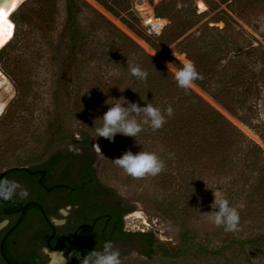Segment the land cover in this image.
<instances>
[{"label":"rangeland","instance_id":"374dc122","mask_svg":"<svg viewBox=\"0 0 264 264\" xmlns=\"http://www.w3.org/2000/svg\"><path fill=\"white\" fill-rule=\"evenodd\" d=\"M79 1L80 34L72 50L63 32L64 0H23L9 17L11 38L0 49V175L10 168H30L45 161L54 149L49 143L58 127L67 135L59 144L69 150L71 137H80L82 119L90 118L101 127L99 119L113 100L123 97L140 107L151 103L162 110L171 105L174 115L158 131L145 125L137 137L117 135L114 142L93 133L92 145L98 144L103 155L92 148L97 178L133 207L125 219L128 230L152 232L157 243L171 250L177 247L180 233L188 230L210 251L221 248L222 254L169 259L156 253L148 258L139 253V245L126 249L117 245L124 252L121 264H264V246L226 243L264 235V90L256 104L241 105L243 97L236 83L225 78L241 62L256 66L254 60L261 58L259 46H264L259 36L264 18L250 17L248 24L218 0H189L198 22L164 46L166 38L162 42L159 38L169 30V21L156 18L154 6L169 0H133L132 14L137 18L133 26L125 14L115 16L94 0ZM173 1L177 8L184 2ZM147 15L161 19L162 26L154 30ZM5 25L6 21L0 23V31ZM221 38L236 45L240 58L222 49L219 55L226 53L233 64L225 69L227 57L221 61L225 76L211 79L212 91L197 86L183 92L167 66L179 68L185 59L190 60L188 49L200 47L199 52ZM130 64L147 71L145 82L131 75ZM215 81L228 87V93L219 96L227 104L213 97L220 95L221 84L214 85ZM194 125L199 136L192 135ZM126 151L134 155L155 152L165 169L156 177L133 180L112 163ZM15 181L23 185L21 179ZM217 190L230 204L245 205L238 233L214 227L204 215L215 211L211 205ZM60 262L53 257L49 264H66Z\"/></svg>","mask_w":264,"mask_h":264},{"label":"trees","instance_id":"16d2710c","mask_svg":"<svg viewBox=\"0 0 264 264\" xmlns=\"http://www.w3.org/2000/svg\"><path fill=\"white\" fill-rule=\"evenodd\" d=\"M64 1L66 14L63 32L67 35L68 38L67 47L68 49L72 50L73 47L76 46L80 34L78 16L82 7L79 0ZM94 1L99 3L107 11L115 16H120L121 14L127 15L129 17L128 21L130 22L129 23L127 21L128 25L133 26V24L137 23V18L132 14L133 0ZM187 1L189 0H184V2L182 1L179 8L176 7V2L173 0L161 1L159 4L154 6L155 17L166 18L169 21V26L167 27L169 28V30H165V32H163L161 34V37L159 38V41H161L163 38H166L167 42L163 43L164 46L184 36L198 22L199 16L196 14L195 8L192 5L187 4ZM218 1L221 4H227L230 12L238 19L242 20L244 23L249 24L248 18L256 17L257 15H261L262 18H264V0ZM262 26L259 36L264 41V23L262 24ZM189 36L190 34L186 36L181 42L187 40ZM194 48L195 50L193 51ZM259 48L261 51V58L259 60H254L253 63L256 66L251 68L245 63L241 62L237 71H231L228 74L224 73L228 76L222 75L221 73L225 72L223 67L227 69L229 64H233V61H231V59L227 57L226 53L223 56L222 54L219 55L220 51L222 49H230V53L233 52L235 54L234 57L233 54H231L232 58H240L236 45L233 42L229 41V39L221 38L218 41L212 42L208 46L203 47L199 52L197 51V49L200 50V47L190 48L186 52L190 60L194 62L197 71L203 76L202 80L197 81L198 86H200L204 90L211 92V85H209L211 79H220L225 76V78H229V81L236 83V87L238 88V90H240L243 97V100L240 101V104L242 105L243 103H246V101H250L256 104L257 100H259L261 97L262 91L264 90V67L256 70L257 65H264V46L260 45ZM204 49L208 50L205 51ZM226 57V65H222V67L219 64L222 60H225ZM217 83L221 84V86L218 87V92H220V95L214 93L213 97L216 98L218 102L227 104L224 103V100H221L219 96L226 95L228 93V87L223 84V81H215L214 85ZM183 92L185 91L183 90ZM225 106L228 107L227 105ZM229 108L230 107H228V109ZM242 118L250 122H252L253 120H251V117H247L245 114H243ZM203 119L205 120L204 122H206V119L204 117ZM207 121H209V119ZM82 122V130L80 132L79 139L71 137V139L69 140V144L74 146L75 151H69L67 147L60 146V140L66 138L67 135L65 129L58 127L57 132L53 136L54 138L51 139L49 143V146H54V149L47 157V159L37 166L26 168L30 171L39 170L36 176H32L30 178L34 180L38 176L43 175V173H45V175H47L48 177L58 175L62 179H64V183L69 185L70 188L72 187L75 188V190L83 191L87 195H101L105 192H110L113 195L117 196V194L111 188L101 183L96 175V154L92 149L91 135L93 133H96V129L99 128V125L96 124L95 121L87 117H84L82 119ZM184 128V134L188 135L189 131L187 127ZM196 128L197 126L194 125V134H192L194 137L199 136L198 131L196 132ZM185 138L187 137H184V139ZM23 170V168H10L5 171L0 180H4L12 176H26V173H24ZM71 176H74V179H70ZM14 199L15 198L7 201H13ZM16 207L17 205H11L9 203H3L2 201H0V211H12ZM1 218H5V216L0 217V219ZM11 225L12 224L0 231V239L4 232ZM12 235L13 234L11 233L6 238L5 242L10 239ZM145 236L148 243H145L146 251H144L142 254L148 258L155 255L156 253H159L162 257L169 259H179L190 254L196 256H220L222 254L221 248L210 251V249L203 244V241L197 239V235L194 232H190L188 230H184L180 233L179 243L173 250L167 248L162 244L156 243V239L154 238L153 233H147L145 234ZM226 243H238L239 245H248L250 247L264 246V235L247 237L244 239H230ZM9 244L10 243H4L3 250L6 257L12 264H38L35 261L20 260L19 258L14 256L9 249ZM0 264H5L1 257Z\"/></svg>","mask_w":264,"mask_h":264},{"label":"flooded vegetation","instance_id":"af4514ba","mask_svg":"<svg viewBox=\"0 0 264 264\" xmlns=\"http://www.w3.org/2000/svg\"><path fill=\"white\" fill-rule=\"evenodd\" d=\"M23 171L26 176L6 179H21L30 193L29 197L0 201L11 205H17V202H37L43 207L46 218L37 206H28L19 225L12 232L13 235L4 242L10 243L11 253L20 260L49 264L53 257H57L61 262L67 260V264H80L84 255L93 249L100 250L105 241H112L115 246L123 245L125 249L136 244L139 245V253L146 251L145 243L148 242L145 234L152 232H134L126 228L125 219L134 211L128 203L120 201L110 192L87 195L70 188L58 175L48 177L43 173L32 180L30 177L36 176L39 170ZM70 179H74V176ZM17 218L18 214L1 218L0 231L13 225ZM4 221L6 224L1 225ZM120 252L122 257L123 249Z\"/></svg>","mask_w":264,"mask_h":264},{"label":"clouds","instance_id":"9594fccd","mask_svg":"<svg viewBox=\"0 0 264 264\" xmlns=\"http://www.w3.org/2000/svg\"><path fill=\"white\" fill-rule=\"evenodd\" d=\"M155 55V54H154ZM167 67L173 73L177 86L186 93L196 88L197 81L203 79V76L197 71V68L191 60L185 59L179 68ZM264 65H257L259 70ZM129 71L133 77L141 82H145L148 76L147 71L143 70L139 64H130ZM114 103L104 113L99 120L102 126L96 129L97 138H104L109 142H114V137L121 135L124 137L135 138L147 125L153 131L163 128L168 119L174 115V110L169 105L162 110L154 107L151 103L144 107L138 106L134 102H129L121 97L119 100H113ZM3 114L0 113V116ZM142 117V119H137ZM94 151L103 157L100 146L92 145ZM72 150V146H69ZM127 176L133 180H145L149 177H156L165 169L164 161L155 153L141 151L133 154L126 151L121 157L112 161ZM30 193L28 190L15 180H0V199L11 200L13 198L27 199ZM214 201L211 205L215 211L206 213L211 219V223L216 228H223L228 233H238L240 229V211L245 207L243 203L238 205L230 204L225 194L219 190L213 193ZM120 250L112 241H105L100 250L93 249L80 259V264H121ZM67 264V260H66Z\"/></svg>","mask_w":264,"mask_h":264},{"label":"bare ground","instance_id":"6f19581e","mask_svg":"<svg viewBox=\"0 0 264 264\" xmlns=\"http://www.w3.org/2000/svg\"><path fill=\"white\" fill-rule=\"evenodd\" d=\"M22 1L23 0H0V23L6 21V25L0 31V49L11 38L12 23L9 21V17ZM146 20H147V23L150 24V26H152L154 30L159 29L163 24V21L161 19L152 20L151 15L148 16Z\"/></svg>","mask_w":264,"mask_h":264},{"label":"water","instance_id":"95a60500","mask_svg":"<svg viewBox=\"0 0 264 264\" xmlns=\"http://www.w3.org/2000/svg\"><path fill=\"white\" fill-rule=\"evenodd\" d=\"M17 169H20V168H17ZM24 170H27L26 168H23ZM5 173V172H4ZM2 173L0 175V178L1 176L4 174ZM12 203H16V202H12ZM17 209H15L14 211L12 212H0V216H5V215H9V214H18V218L17 220L14 222V224L2 235L1 239H0V257L1 259L4 261L5 264H12L8 258L6 257L5 253H4V250H3V245H4V242L6 240V238L17 228V226L19 225L22 217H23V214L26 210V208L28 206H37L41 212H42V215L44 216V218H46V215H45V212H44V209L43 207L37 203V202H26V203H21V202H17ZM54 233V232H53ZM52 233V235H53ZM52 264V263H51Z\"/></svg>","mask_w":264,"mask_h":264}]
</instances>
